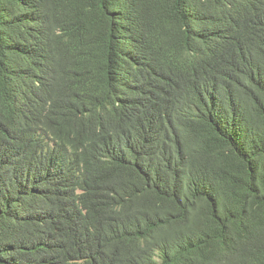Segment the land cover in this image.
<instances>
[{
    "label": "trees",
    "instance_id": "trees-1",
    "mask_svg": "<svg viewBox=\"0 0 264 264\" xmlns=\"http://www.w3.org/2000/svg\"><path fill=\"white\" fill-rule=\"evenodd\" d=\"M0 264H264V0H0Z\"/></svg>",
    "mask_w": 264,
    "mask_h": 264
},
{
    "label": "clouds",
    "instance_id": "clouds-1",
    "mask_svg": "<svg viewBox=\"0 0 264 264\" xmlns=\"http://www.w3.org/2000/svg\"><path fill=\"white\" fill-rule=\"evenodd\" d=\"M149 24H151V23L144 21V22L141 24V26H142V25H145V26H146V25H149ZM139 32H140V29H139V31H138L137 33H139Z\"/></svg>",
    "mask_w": 264,
    "mask_h": 264
}]
</instances>
